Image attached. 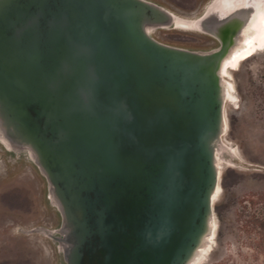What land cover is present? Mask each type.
<instances>
[{"label": "water", "instance_id": "water-1", "mask_svg": "<svg viewBox=\"0 0 264 264\" xmlns=\"http://www.w3.org/2000/svg\"><path fill=\"white\" fill-rule=\"evenodd\" d=\"M260 10L210 0L190 26L217 45L196 50L152 36L180 16L151 0H0V144L60 217L26 232L64 264H190L221 189L222 64Z\"/></svg>", "mask_w": 264, "mask_h": 264}, {"label": "rangeland", "instance_id": "rangeland-1", "mask_svg": "<svg viewBox=\"0 0 264 264\" xmlns=\"http://www.w3.org/2000/svg\"><path fill=\"white\" fill-rule=\"evenodd\" d=\"M193 19L210 0H151ZM161 42L196 50L217 45L195 30L157 28ZM235 102L224 104L226 146L219 156L220 192L213 203L215 233L201 264H264V50L229 71ZM254 216V217H252ZM263 221V226L258 220ZM45 179L24 153L0 144V264H64L57 245L40 232L59 225Z\"/></svg>", "mask_w": 264, "mask_h": 264}, {"label": "bare ground", "instance_id": "bare-ground-1", "mask_svg": "<svg viewBox=\"0 0 264 264\" xmlns=\"http://www.w3.org/2000/svg\"><path fill=\"white\" fill-rule=\"evenodd\" d=\"M191 19L176 17V23L175 28L178 29H185V30H191ZM264 50V10H260L254 20V22L250 25L247 32L245 33V37L243 40V44L233 50L231 55L227 57L221 68L222 77L225 78L228 82L227 89H226V97L224 104L226 102H235V96H234V86L232 83L229 82L230 80V74L229 71L232 69H236L239 64L246 59L247 57L251 56L252 54ZM219 169L220 164L218 162ZM220 192V189L218 188L217 193L213 199V201L216 200V197L218 193ZM215 224L212 226V233L209 235V240H207L199 249L198 254L194 258V260L190 264H201L202 260L204 259V256L206 255L207 251L209 250V244L210 239L215 233Z\"/></svg>", "mask_w": 264, "mask_h": 264}, {"label": "trees", "instance_id": "trees-1", "mask_svg": "<svg viewBox=\"0 0 264 264\" xmlns=\"http://www.w3.org/2000/svg\"><path fill=\"white\" fill-rule=\"evenodd\" d=\"M252 217H254V216H252ZM258 219H256V221H257ZM258 222L263 226V221L262 220H258Z\"/></svg>", "mask_w": 264, "mask_h": 264}]
</instances>
